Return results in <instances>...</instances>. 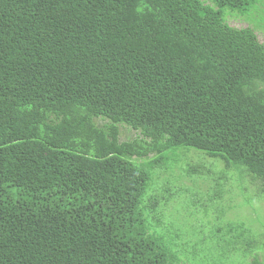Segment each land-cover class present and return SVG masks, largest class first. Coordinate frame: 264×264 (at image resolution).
<instances>
[{
  "label": "trees",
  "instance_id": "obj_1",
  "mask_svg": "<svg viewBox=\"0 0 264 264\" xmlns=\"http://www.w3.org/2000/svg\"><path fill=\"white\" fill-rule=\"evenodd\" d=\"M261 15L264 0H0V264H191L157 231V168L193 178L204 154L264 192ZM227 223L223 258L264 264V236Z\"/></svg>",
  "mask_w": 264,
  "mask_h": 264
},
{
  "label": "rangeland",
  "instance_id": "obj_2",
  "mask_svg": "<svg viewBox=\"0 0 264 264\" xmlns=\"http://www.w3.org/2000/svg\"><path fill=\"white\" fill-rule=\"evenodd\" d=\"M255 19L260 20L258 23L264 26V15L257 16ZM229 22L236 27H246L250 24L234 16L229 17ZM263 29L259 27L258 36L264 43ZM140 138L142 135L139 131L128 126H121V141ZM191 151L198 150L191 149ZM198 157L206 168L203 174L195 175L193 178L183 174L181 180H176L166 168H157L156 182L158 184L152 191L160 194V188L163 187L161 200L163 204L166 203L164 218L171 225L161 231L157 229L158 233L165 237L166 243L180 257L182 254L186 255L187 261L191 264H253L251 255L247 256L245 262L239 257L226 261L221 254V244L230 238L226 228L229 220L242 222L252 228L253 234L264 236L262 186L251 180L250 176L241 177V182L238 171L234 168L227 169L225 163L220 160L210 159L204 154H199ZM181 174L182 171L175 169L174 176H181ZM224 174L228 175V180L224 179ZM217 182L218 185L212 190ZM236 185H238L237 189H235ZM236 191V197L230 199L228 193L232 194ZM149 220L148 224L151 226L152 219ZM258 238L263 239V237ZM185 243L189 245L186 250H184ZM256 253L254 251L253 255H259L260 260H264V253H258V250Z\"/></svg>",
  "mask_w": 264,
  "mask_h": 264
}]
</instances>
